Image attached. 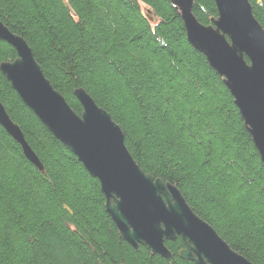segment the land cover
Listing matches in <instances>:
<instances>
[{
	"label": "trees",
	"instance_id": "1",
	"mask_svg": "<svg viewBox=\"0 0 264 264\" xmlns=\"http://www.w3.org/2000/svg\"><path fill=\"white\" fill-rule=\"evenodd\" d=\"M264 28V0H249ZM209 25L214 0H193ZM0 20L32 48L79 116L83 88L120 125L137 164L175 185L239 254L264 264V162L223 79L188 41L171 0H0ZM17 52L0 39V64ZM0 100L43 165L0 125V264H195L133 248L97 178L26 106L0 70Z\"/></svg>",
	"mask_w": 264,
	"mask_h": 264
},
{
	"label": "water",
	"instance_id": "2",
	"mask_svg": "<svg viewBox=\"0 0 264 264\" xmlns=\"http://www.w3.org/2000/svg\"><path fill=\"white\" fill-rule=\"evenodd\" d=\"M179 8L190 44L223 79L264 162V28L249 0H214L218 17L205 25L193 0H171ZM0 39L17 57L0 70L23 102L100 182L106 211L133 248L148 246L170 257L166 241L180 237L183 260L195 264H255L236 252L198 216L175 185L147 174L129 152L122 128L83 88L74 91L79 116L50 83L27 41L0 20ZM0 125L39 170L43 165L0 100Z\"/></svg>",
	"mask_w": 264,
	"mask_h": 264
},
{
	"label": "bare ground",
	"instance_id": "3",
	"mask_svg": "<svg viewBox=\"0 0 264 264\" xmlns=\"http://www.w3.org/2000/svg\"><path fill=\"white\" fill-rule=\"evenodd\" d=\"M250 2V1H249ZM26 140V139H25ZM28 143V142H27ZM29 144V143H28ZM22 148V147H21ZM33 150V149H32ZM22 151H23V149H22ZM108 213V212H107Z\"/></svg>",
	"mask_w": 264,
	"mask_h": 264
}]
</instances>
